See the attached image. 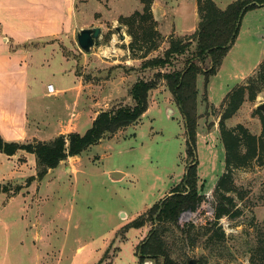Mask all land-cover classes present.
<instances>
[{"label":"rangeland","instance_id":"1","mask_svg":"<svg viewBox=\"0 0 264 264\" xmlns=\"http://www.w3.org/2000/svg\"><path fill=\"white\" fill-rule=\"evenodd\" d=\"M161 1L164 4L171 2L175 6L171 8L172 10H177L176 3H180V12L169 15L176 28L170 29L166 35L162 33L164 42L147 58L163 56L170 46L172 37L189 36L193 32L184 35L179 33H183L184 29L192 31L196 27L197 0ZM79 2H85L84 7L87 9L84 20L102 28L99 44L90 52L80 48L76 35L71 39L72 45L63 47L65 54L77 62L75 69L83 75L84 80L96 84L84 94V97L86 95L92 97L94 103L89 106L83 120L78 123V131H75L85 134L93 124L90 117L104 108L115 109L135 105L130 90L138 79L149 80L159 71L166 73L182 70L188 58L192 56L194 47L185 54L175 55L172 63L163 68H144L142 64L145 59L133 58L131 52L130 58H127L126 51L122 50H126L127 46L122 44L121 36L118 35H123L125 39L130 37L127 28L119 23V18L128 16L135 10H142L141 1L79 0ZM164 10L167 11V8ZM246 27L247 24L243 29ZM110 32L111 38L106 41ZM245 53H248V57L244 55ZM257 58L258 47H251L246 40L242 39L234 45L221 76L214 77V84H209L211 101L208 99L209 94L205 85L202 86L205 80L202 83L200 78L198 79V85L201 84L198 112L201 109L202 114H199L196 153L198 184L204 200L196 211L181 214L179 217L181 227L190 222L197 226H212L211 222L216 221L214 190L225 169V148L218 131L219 107L210 102L213 101L219 106L220 94L224 90V86H219V82L222 81L224 84L232 82L228 75L233 76L239 69H246L255 63ZM127 59L132 64H125ZM56 66L55 62L50 64L47 69L48 75ZM207 66L208 64H205V67ZM72 78L68 74L58 73L54 80L69 85ZM68 96L64 97L60 110H57L62 116L72 113L74 97ZM65 100L71 103L69 110L64 108ZM262 102L264 91L253 101L247 99L243 109L229 120V126L243 123L252 132H259L262 118L256 107ZM51 104L47 102V106ZM51 110L44 112L46 119L51 117ZM89 112L95 113L93 115ZM46 130L49 132L50 128L46 127ZM24 153L13 159L8 158L9 162L0 155V166H15L17 162L27 163L25 172L30 173L29 177H36L30 184L38 180L41 188L38 194L36 185L29 189L27 210L24 212L25 221H21L15 215L20 210V204L15 203L9 211L3 210L5 219L16 220L13 227L11 225L12 232L9 236L5 264H37L38 252L43 258L41 264H139L138 247L153 226L148 223L142 227H134L131 226L132 222L170 194L172 188L181 183L189 165L184 118L164 79H160L158 87L150 91L148 108L138 122L130 124L112 136H105L99 143L90 146L79 155V158L69 157L61 162L59 168L52 169L48 172L49 175L42 179L38 178L36 171V174H31L35 170L33 161L25 158ZM112 170L124 172L126 176L112 180L110 178ZM27 179L25 182L29 186ZM234 180L239 193L244 197H236V203L242 211L240 216L232 218L226 216L217 222V227L221 226L225 232L224 255H212V252L204 249L201 244L191 247L180 243L175 252L179 255L184 253L182 256L184 259H190L194 264H252L247 250L256 239V227L264 224V164L258 165L253 162L249 167L235 170ZM18 186L19 184L14 181L6 182L1 178L0 202L3 198L16 195ZM25 224L30 227L24 228ZM3 228L1 225L0 258L5 257L4 250L7 246ZM144 264L153 262L146 261Z\"/></svg>","mask_w":264,"mask_h":264},{"label":"trees","instance_id":"2","mask_svg":"<svg viewBox=\"0 0 264 264\" xmlns=\"http://www.w3.org/2000/svg\"><path fill=\"white\" fill-rule=\"evenodd\" d=\"M140 1L143 4L142 10H135L132 14L119 18V23L127 28L131 37L128 45L131 56L145 59L142 64L144 68H163L172 63L175 55L185 54L194 47L186 66L182 70L166 73L159 71L149 80L138 79L130 90L135 105L101 110L85 134L70 132L46 141L17 142L5 140L0 133V152L8 156H13L19 151L34 154L37 176L42 179L69 157L81 155L105 136H112L138 122L148 108L150 91L158 87L160 79H164L184 118L189 165L181 183L134 220L131 226L142 227L148 223L153 226L138 247L139 264L146 261L153 264H194V261L182 257L184 253L177 254L175 249L178 250L180 243L191 247L201 244L204 249L212 252V255H224L225 232L221 226L217 227V222L226 216H240L242 211L236 203V197H244L239 193L234 172L249 167L253 162L264 164V114L257 110L262 118L260 134L252 132L243 123L234 126L227 124V120L237 113L247 99L253 101L264 91V60L252 74L225 96L218 108L219 135L225 148V169L214 190L216 221L211 222L212 226H197L190 222L181 227V214L196 211L204 200L198 184L196 153L199 120L198 77L204 76V85L207 88L235 44L244 15L250 10L264 6V0H235L224 9L214 0H197L199 22L196 30L189 36L172 37L164 55L154 58L147 57L160 48L164 35L159 31L158 22L154 17V0ZM111 34L108 33L106 41L111 38ZM205 64L208 66L205 67ZM34 179L35 176L29 177L27 184ZM21 188L18 186L17 192ZM247 251L252 264H264V224L256 227V239Z\"/></svg>","mask_w":264,"mask_h":264},{"label":"crops","instance_id":"3","mask_svg":"<svg viewBox=\"0 0 264 264\" xmlns=\"http://www.w3.org/2000/svg\"><path fill=\"white\" fill-rule=\"evenodd\" d=\"M214 1L220 8L224 9L235 0ZM84 6L85 2L80 3L79 0H0V133L5 140L17 142L46 141L60 134L78 131V123L88 113L86 111L89 106H92L94 103L92 97L88 95L84 97V94L86 90L94 88L96 84L84 80L83 75L75 69L77 62L74 58L65 54L63 47L68 46V44L72 45L71 39L74 35L77 37L79 29L95 26L92 22L89 23L84 20L85 14H87L85 13L87 9ZM180 6V3H176L177 10H172L171 8H175V6L171 2L164 4L161 0H154L152 5L154 17L158 22V29L164 35L169 33L170 29L176 28L174 21H170L171 17L169 15L172 13L178 14ZM165 8H167V11L164 10ZM198 22L199 17L197 13L195 29H192L193 25L191 27L192 31L184 29V32L179 33V35L194 32ZM246 24L247 27L243 29ZM242 32H244L243 37L241 35ZM118 35L121 36L120 40L122 44L127 46L126 50H122L123 52L126 51L127 58L129 59L130 51L128 50V45L130 37L125 39L123 35ZM242 39L246 40L251 47H258V58L255 60V63L246 69H239L233 76L228 75L232 79V82L228 84H224L222 81L219 82V86H224V90L221 92L219 98L220 105L225 96L236 85L243 82L252 74L264 60V44L262 43L264 42V6L250 10L244 15L240 32L234 45H237ZM112 45L115 47V43ZM233 47L225 56L218 73L211 78L209 84H214V77L219 78L221 76L227 59L230 58L233 52ZM244 55L248 57V53ZM128 59L125 64H132L129 63ZM52 62H55L57 66L56 69L49 71L51 76L50 74L48 75L47 69ZM235 65H239V63H235ZM58 73L72 76L71 83L67 85L55 82L54 79L58 76ZM201 76L198 79L200 78L203 83L204 76ZM108 81L111 82L110 79ZM50 83H53L55 86V93L53 94L49 93L47 89V85ZM209 84L206 88L208 94L210 90ZM200 85H198V88ZM69 92L70 94H68ZM67 95H69L68 97H74V101L71 108L70 101L65 100L64 108L68 110L71 108L72 113L68 116H62L57 110H60V104ZM208 97L211 101L212 95L209 94ZM47 102H51L52 104L47 106ZM212 102L210 103L215 107H220V105L218 106ZM246 102L247 100L237 113L243 109ZM50 109H52V115L46 119L44 112ZM89 113L94 115L95 112ZM97 114L90 117L91 122H93ZM198 114H202L201 109ZM230 119L227 120V124ZM46 127L50 128L49 132H47ZM261 131L262 127L256 134H260ZM22 152L24 153L25 151H19L13 156L3 155L2 152H0V155L4 156L5 160L9 162L8 158L13 159L22 154ZM24 154L25 158L33 161L35 170L31 174H36V156L28 152ZM75 157L79 158V156ZM26 164L24 162H17L15 166H0V181L1 178H4L6 182L11 180L22 187L16 195L7 199L3 198L0 202V226H4L3 229L7 237V246L4 250L5 257L0 258V264H5L7 259L8 241L12 232L11 225L13 227L14 221H16L13 217H11L13 220L5 219L3 210L9 211L14 207L15 203L20 204V210L15 215L21 221H25L24 212L27 210L29 189L32 185H36L37 194L41 189L40 183L37 182L38 180L33 181L29 186L26 185L25 180L30 176V173L25 172ZM125 176L126 173H124L122 178ZM29 227L30 225L25 224L24 228L27 229ZM36 254L37 264H41L43 258L39 252Z\"/></svg>","mask_w":264,"mask_h":264},{"label":"water","instance_id":"4","mask_svg":"<svg viewBox=\"0 0 264 264\" xmlns=\"http://www.w3.org/2000/svg\"><path fill=\"white\" fill-rule=\"evenodd\" d=\"M101 34L102 28L99 26L79 29V31L77 32V41L80 48L85 52H90L94 46H97L99 44ZM256 109L264 114V102L258 104ZM123 175L124 173L121 171L110 172V178L112 180L122 179Z\"/></svg>","mask_w":264,"mask_h":264},{"label":"built area","instance_id":"5","mask_svg":"<svg viewBox=\"0 0 264 264\" xmlns=\"http://www.w3.org/2000/svg\"><path fill=\"white\" fill-rule=\"evenodd\" d=\"M47 89H48L49 93H52V94L55 93V86L53 83L48 84Z\"/></svg>","mask_w":264,"mask_h":264}]
</instances>
